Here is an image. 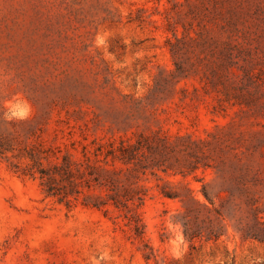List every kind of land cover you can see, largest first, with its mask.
<instances>
[{
    "label": "rangeland",
    "instance_id": "obj_1",
    "mask_svg": "<svg viewBox=\"0 0 264 264\" xmlns=\"http://www.w3.org/2000/svg\"><path fill=\"white\" fill-rule=\"evenodd\" d=\"M33 134L151 148L106 192L127 188L128 208L107 212L0 159V264H264V0H0V139Z\"/></svg>",
    "mask_w": 264,
    "mask_h": 264
},
{
    "label": "trees",
    "instance_id": "obj_2",
    "mask_svg": "<svg viewBox=\"0 0 264 264\" xmlns=\"http://www.w3.org/2000/svg\"><path fill=\"white\" fill-rule=\"evenodd\" d=\"M229 38L237 42L235 47L242 46L238 43L239 31L229 32ZM177 71L180 68L177 65ZM44 134V132H42ZM33 134L35 141L29 142L22 149H17L16 144L9 139H0V159L8 163V167L15 174L31 179L40 180V186L47 198L55 199L59 204L65 205L68 209L81 204L83 207L95 208L104 212L112 206L117 209L128 208V204L134 197L125 188V193H106L113 191L118 176L130 171L144 155L145 148H151L150 137L144 134L133 143L130 139L113 140L102 143L97 140L81 143V150L75 143L71 145L57 144L47 145L43 135ZM57 140L58 136H55ZM29 140V139H28ZM81 154V157L79 156ZM198 167H195L197 169ZM242 195L253 202L251 190L248 187L240 189ZM194 191L191 190V193ZM206 200L215 205L214 199L204 186L201 190ZM168 198H180V195L165 193ZM83 197V200H80ZM187 211L192 212L185 199H181ZM191 201L198 205H203L211 212L205 203H201L195 196ZM255 214H259V209L255 208ZM221 215V213H219ZM198 219V218H197ZM136 233L141 235L142 224H136ZM184 235L187 239L193 240L203 234L202 228L192 226L190 220L183 223ZM207 240H217L222 235L221 227L212 225L208 229ZM203 236V235H202Z\"/></svg>",
    "mask_w": 264,
    "mask_h": 264
}]
</instances>
